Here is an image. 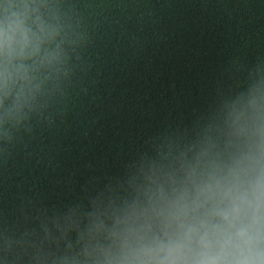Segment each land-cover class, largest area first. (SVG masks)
<instances>
[{
  "label": "clouds",
  "instance_id": "1",
  "mask_svg": "<svg viewBox=\"0 0 264 264\" xmlns=\"http://www.w3.org/2000/svg\"><path fill=\"white\" fill-rule=\"evenodd\" d=\"M90 31L73 0H0V153L47 117ZM86 203L0 213V264H264V60Z\"/></svg>",
  "mask_w": 264,
  "mask_h": 264
},
{
  "label": "trees",
  "instance_id": "2",
  "mask_svg": "<svg viewBox=\"0 0 264 264\" xmlns=\"http://www.w3.org/2000/svg\"><path fill=\"white\" fill-rule=\"evenodd\" d=\"M90 31L47 117L0 153V213L63 208L124 174L149 142L191 128L264 60V0H73Z\"/></svg>",
  "mask_w": 264,
  "mask_h": 264
}]
</instances>
